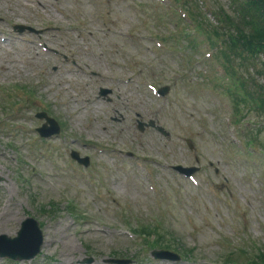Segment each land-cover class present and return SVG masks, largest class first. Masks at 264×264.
I'll use <instances>...</instances> for the list:
<instances>
[{
	"label": "rangeland",
	"instance_id": "obj_1",
	"mask_svg": "<svg viewBox=\"0 0 264 264\" xmlns=\"http://www.w3.org/2000/svg\"><path fill=\"white\" fill-rule=\"evenodd\" d=\"M41 1L37 17L26 7L29 0H0V31L11 35L6 43L0 42V185L8 184L0 188V205L12 189L19 206L7 221V229L14 228V222L30 211L47 219L45 233L54 239L40 257L25 264H61L65 254L69 264H79L87 255L94 256L92 264H106L105 258L115 251L119 255L114 256L130 258L132 264H222L232 247L230 242L241 246L246 233L264 245V204L256 175L239 165V156L229 154L227 133L219 120L222 112L231 110L228 96L211 89L214 83L207 85V70L200 62L186 68L173 56L146 50L144 45L152 46L148 40L143 46L126 44L115 34L119 29L131 28L144 34L164 31L169 23L162 6L156 0H97L96 4L89 0ZM208 1L211 5L220 2ZM101 13L109 22L105 26L99 22ZM16 21L38 25L50 21L59 30L51 27L43 32L45 42L75 55L88 69L106 75H138L139 79L133 86L122 88V96L115 98L114 104L106 105L96 99L99 86L114 84L99 79L81 80L71 72L70 63L61 65L45 55L38 58L20 36L13 34L11 28ZM156 21L161 24L157 26ZM146 80H154L159 87L170 86L168 99L155 101L146 89ZM3 88L16 90L12 91V100L17 101L14 108L5 107L11 106V101L3 95ZM28 90L37 103L28 104L24 98ZM41 109L64 124L53 145L51 140H34V135L22 129L40 125L35 113ZM135 109L142 113L144 124L156 120L172 138L165 139L151 127L141 132L133 115ZM120 114L124 119H112ZM61 137L66 140L64 144ZM186 137L195 144L194 153L186 147ZM47 144L52 145L51 151L38 150L46 149ZM95 145L113 153L95 155ZM70 147L92 155L93 170L103 176L97 192L72 174L67 156ZM110 147L151 156L160 190L158 197L148 192L141 170L134 163L119 159ZM18 149L22 155H16ZM2 154L8 155L9 160ZM20 156H26L28 163H23ZM195 156L200 157L199 163ZM210 161L218 173L207 165ZM170 163L198 165L201 170L197 176L203 186L211 183L222 185L223 191H235L247 208L248 223H239L237 212L228 206L209 203L203 190H195L187 180L166 168ZM32 166L37 173L31 171ZM20 174L31 179L26 186H22ZM70 199L75 200L89 221L74 222L66 208ZM52 202L64 212L60 217L45 214V207L49 208ZM154 217L163 222L166 236L174 238V246L180 250L176 251H188L182 261H155L150 255L152 249L142 239H136V244L118 235L121 229L137 227L141 224L137 222H149ZM62 226L65 228L61 230ZM87 229L94 231L87 233ZM0 264L7 263L0 259Z\"/></svg>",
	"mask_w": 264,
	"mask_h": 264
},
{
	"label": "bare ground",
	"instance_id": "obj_2",
	"mask_svg": "<svg viewBox=\"0 0 264 264\" xmlns=\"http://www.w3.org/2000/svg\"><path fill=\"white\" fill-rule=\"evenodd\" d=\"M7 217H8V212L5 209L2 215L0 216V223H3L5 220H7Z\"/></svg>",
	"mask_w": 264,
	"mask_h": 264
},
{
	"label": "trees",
	"instance_id": "obj_3",
	"mask_svg": "<svg viewBox=\"0 0 264 264\" xmlns=\"http://www.w3.org/2000/svg\"><path fill=\"white\" fill-rule=\"evenodd\" d=\"M260 1H261V4H260L259 9H260V11L264 14V0H260ZM260 44L263 45V43H261V42H260ZM263 46H264V45H263Z\"/></svg>",
	"mask_w": 264,
	"mask_h": 264
}]
</instances>
